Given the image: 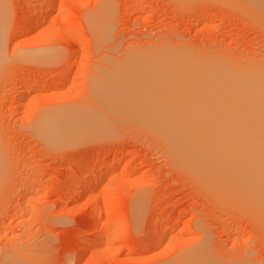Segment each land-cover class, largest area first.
Wrapping results in <instances>:
<instances>
[{"label": "rangeland", "instance_id": "rangeland-1", "mask_svg": "<svg viewBox=\"0 0 264 264\" xmlns=\"http://www.w3.org/2000/svg\"><path fill=\"white\" fill-rule=\"evenodd\" d=\"M6 3L0 264L18 255L36 264H170L194 248L212 264H264L260 202L181 168L145 120L143 101L119 102L139 65L218 74L263 62L264 0ZM63 111L87 121L92 135L47 142L38 120Z\"/></svg>", "mask_w": 264, "mask_h": 264}, {"label": "bare ground", "instance_id": "bare-ground-1", "mask_svg": "<svg viewBox=\"0 0 264 264\" xmlns=\"http://www.w3.org/2000/svg\"><path fill=\"white\" fill-rule=\"evenodd\" d=\"M9 18L10 12L6 0H0V44L5 38ZM36 20L40 22L41 19L36 18ZM45 20L47 21V18ZM105 27L107 29L106 24L103 31H106ZM3 42L5 45V41ZM71 54L74 56L76 51L73 50ZM160 65L148 64L136 67L128 77L130 80L127 79V84L123 86L127 88L122 90L120 87L125 93L119 91L121 93L119 102L122 100L121 102L126 104L134 99V102L130 103L132 105L137 99L143 101L139 105H142V109L140 107L142 113L148 115V118L144 119L148 120L152 128L156 127L161 132L160 135L169 146V153H172L181 168L197 174L201 181L207 184L224 186L226 193L230 192L237 199L250 203L258 201L261 204L258 205L259 208L263 206L264 209V61L250 63L244 68L225 66L219 69L218 74L209 70L197 71L195 74L184 73L181 72L182 70ZM50 87L52 86L47 84L44 88ZM126 91L129 94L125 95ZM111 96L110 99L114 100V94ZM39 121L42 122L40 123L42 132H45V140L54 145L74 142L78 144L92 135L91 130L89 134L85 133V131L88 133L87 121L73 112L63 111L44 116ZM1 155L0 152V178L3 165ZM92 178L85 184V192L92 190ZM223 188L220 190L225 191ZM203 248L202 246L201 249ZM192 250L194 251L184 253L185 255L180 256L179 260L176 258L177 261L170 264L213 263L209 262L210 258L206 259L202 250L195 248ZM233 262L227 264H234ZM11 264L36 263L18 255L13 258Z\"/></svg>", "mask_w": 264, "mask_h": 264}]
</instances>
